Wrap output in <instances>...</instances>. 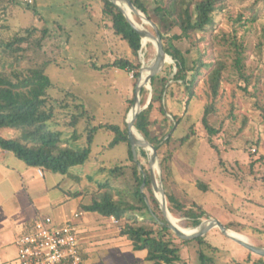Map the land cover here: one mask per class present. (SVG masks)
Here are the masks:
<instances>
[{
  "label": "rangeland",
  "instance_id": "374dc122",
  "mask_svg": "<svg viewBox=\"0 0 264 264\" xmlns=\"http://www.w3.org/2000/svg\"><path fill=\"white\" fill-rule=\"evenodd\" d=\"M143 1L151 14H155V1ZM103 4L102 0L0 1V40H11L28 26H35L40 31L49 27L59 34L54 41L60 44V50L47 73L53 82L51 100L68 103L69 108L57 107L51 123L53 128L62 131L63 140L77 149L87 145V137L93 126L112 123L124 128L127 126L128 129L127 122L140 76L135 79L134 71L111 64L118 58L127 57L139 62L141 67L148 66L157 54L156 44L149 40L147 44L142 43L139 55L135 57L129 45L113 31L110 17L103 12ZM219 5L223 8L214 13L213 28L192 33L187 39L173 40L174 46L180 48L188 58L189 65L194 61L200 67L201 59L207 66L201 67L202 74L196 80L195 96L185 115L184 104L178 98L181 95L179 86L174 85L176 92L167 96L168 110L173 114H183L181 124L177 126L175 122V128L169 132L174 136L169 149L171 162L166 164L167 167L161 164L163 151L158 148L159 160L150 164L152 149L147 147L141 150L139 146H136L137 160L146 174H154L165 192L172 191L188 204L194 199L203 203L210 214L203 221L215 218L230 225L229 229L242 233L241 230L252 231L264 227V0H222ZM133 17L135 22L155 33L150 22H144L141 16L134 13ZM243 17L247 19H241ZM58 24L65 26L63 33L57 29ZM173 33L179 35L180 31L173 28ZM238 43L242 44L246 57L244 72L249 76L248 80L242 79L233 67L238 56ZM168 57L170 60L166 61L161 73L164 74L169 65H173L174 71L170 74L173 76L175 60L170 54ZM218 62H224L225 70L219 91L214 95L209 78ZM93 64L98 68H93ZM141 67L140 75L143 72ZM146 85L144 87L150 93L147 102L140 104L142 108L148 105L152 95L151 83ZM182 98L187 100L188 94H182ZM77 105L85 108L88 114L73 126V113L80 112ZM207 105L213 106L209 119L219 128V133L212 137L202 121ZM165 115L174 120L173 115ZM165 115L159 113L158 106L155 107V123L151 131L157 137L162 133L160 125ZM191 130H194V135L181 145L180 138ZM0 133L6 137L16 135L11 129H2ZM138 134L146 139L140 131ZM111 140L112 136L103 129L96 132L89 160L72 169V173L82 176V179L80 182L70 179V189L83 190L89 186L95 190L97 181L106 180L118 189L125 185L121 179L112 180L108 169L132 163L128 154L129 145L128 142H121L111 147ZM101 167L105 170L101 171ZM89 175L93 176V181L88 179ZM148 178L149 183L142 187V192L149 186L155 194L151 176ZM200 182L209 184L208 189H200ZM88 201L85 197V202ZM49 209L55 214L61 208L53 206ZM139 219L143 220L142 216L139 215ZM176 219L184 227L183 218L176 216ZM246 236L253 244L257 240L264 243V234ZM204 238L219 248L214 256L215 264H255L257 256H260L252 252V258L247 261L251 251L226 236L219 228H214ZM197 248L193 244L185 246L183 261L189 260L190 249ZM206 249L211 252L210 248ZM7 252L15 258L17 248L12 245ZM145 253L146 250L134 249V256L130 259H140ZM146 263L150 264L149 261ZM193 263H197L196 258ZM2 264L15 263L12 260Z\"/></svg>",
  "mask_w": 264,
  "mask_h": 264
},
{
  "label": "trees",
  "instance_id": "16d2710c",
  "mask_svg": "<svg viewBox=\"0 0 264 264\" xmlns=\"http://www.w3.org/2000/svg\"><path fill=\"white\" fill-rule=\"evenodd\" d=\"M102 1L104 2L103 12L110 17L113 31L129 45L134 56L138 57L142 48L141 36L115 2ZM132 1L158 26L165 49L175 60L176 71L173 76L170 74L174 71V66L169 65L167 72L164 74L160 72L152 77L151 100L140 111L137 118L138 130L148 141L163 151L161 164L167 167L166 164L171 162L172 153L169 149L174 139L172 133L169 134V132L175 128V122L177 126L181 124L183 114L185 115L189 110L190 102L195 96L196 80L202 74L201 67L207 66L201 59H199L200 67L194 61L192 65H189L188 58L180 48L174 46L173 40L182 37L187 39L192 33L206 32L209 28H213L214 13L223 8L219 5L222 0H154L155 14H151L143 0ZM173 28H178L180 34L173 33ZM57 29L63 33L65 26L58 24ZM24 32L14 36L11 40H0V130L11 129L16 133L10 137L0 133L1 151L12 152L28 166L73 176L74 180L80 182L82 176L73 174L72 169L89 160L95 134L99 129H103L112 136L109 144L111 147L121 142H128V154L132 163L129 166L116 165L108 169L112 180L121 179L125 185L118 189L109 180L97 181V189L92 190L88 186L75 194L81 195L84 202L85 197L89 200L80 203L81 207L107 217H116L122 226L120 234L129 239L135 250H146V259L152 264H179L181 262L183 264H215L214 256L219 251L217 246L209 243L204 237L193 240L180 238L168 227L152 188L148 186L147 190L142 192L143 174L134 161L127 126L124 128L112 123L93 126L87 137V145L82 149L70 146L63 140L62 131L53 128L51 121L54 120L55 109L57 107L69 108L68 103L61 104L59 101L51 100L50 89L53 82L47 73L48 67L57 59L55 56L60 50V44L54 41L59 34L54 33L49 27H44L40 31L35 26L26 27ZM236 46L238 56L234 60L233 67L237 69L242 79L248 80L249 76L244 72L246 57L243 46L241 43ZM111 65L134 71L135 79L140 76L141 64L133 59L121 57ZM211 65L212 62L209 66ZM224 65V62H218L217 67L210 72L209 84L214 95L219 91L225 70ZM93 68L98 67L93 64ZM174 85L179 86V92H181L178 98L184 104L183 114H173L167 107V96L176 92ZM149 93L148 89L142 88L140 100L143 105L147 102ZM182 94H188V99L184 101ZM156 106L161 115L169 113L174 119L163 116L160 125L162 133L159 137L153 135L151 131V126L155 123L153 113ZM77 107L80 112L73 113L71 121L73 126L78 124L81 117L88 114L85 108L79 105ZM213 110L212 105H207L202 118L210 137L219 133V128L209 119ZM188 133L180 138L181 145L190 140V137L194 135L192 134L194 130ZM100 170L105 169L101 167ZM171 171L172 173L174 171L172 163ZM147 174L151 176L150 172ZM88 179L94 180L90 175ZM198 185L203 190H207L209 186L204 182ZM166 198L170 212L175 217L183 218L184 227L197 228L203 219L210 216L203 203L196 199L188 204L172 191H166ZM146 199L149 200L150 206ZM139 215L143 220L139 219ZM226 226L230 227L228 224ZM241 232L254 237L253 235L264 234V227L252 231L241 230ZM190 244L197 245L198 248L190 249L189 260L184 262L183 251L185 246H190ZM255 244L264 246V243L258 240ZM206 247L210 248L211 252H208ZM252 255L253 253L249 252L247 261H250ZM194 258L197 263H193ZM254 263L264 264V257L257 256ZM236 264L245 263L236 262Z\"/></svg>",
  "mask_w": 264,
  "mask_h": 264
},
{
  "label": "crops",
  "instance_id": "0c3cea01",
  "mask_svg": "<svg viewBox=\"0 0 264 264\" xmlns=\"http://www.w3.org/2000/svg\"><path fill=\"white\" fill-rule=\"evenodd\" d=\"M39 169L28 166L12 152L0 149V264L12 260L19 264L16 240L33 232L35 222L43 215H50L57 222L72 220L76 224L82 264H147V253L140 259H130L134 248L129 239L120 234L122 226L116 217L81 207L82 196L75 195L80 190L70 189L73 176L47 170L40 174ZM66 180L69 182L64 187ZM53 206L61 209L53 214L49 209ZM77 212L80 215L75 217ZM88 212L92 214H86ZM12 245L17 248L15 258L7 252Z\"/></svg>",
  "mask_w": 264,
  "mask_h": 264
},
{
  "label": "water",
  "instance_id": "95a60500",
  "mask_svg": "<svg viewBox=\"0 0 264 264\" xmlns=\"http://www.w3.org/2000/svg\"><path fill=\"white\" fill-rule=\"evenodd\" d=\"M112 1L115 2V4L124 12V14L126 15L128 20L130 21L132 26L139 33V35L141 36V42L143 43L144 39H147V40L149 39V40L153 41L157 47V54H156V57H155L153 63L151 65L141 67V71L147 70L148 75L146 76L145 80L142 83H140L141 75L139 77L138 84L135 87L134 104L132 105V108H131L132 117L127 122L128 123V139H129V142L131 144L133 158L136 160V163H137L139 169L141 170V173L143 174L142 187H144L146 185V183L149 181V178H148L149 176L143 170L141 163L137 160L138 151L136 150V143H135L136 139H138L136 137L137 135H136L135 131H137V132L139 131L137 128L138 114L140 113V111H142V109H144L146 107V106H144L142 108L140 106V104H141L140 92L144 86L147 87L146 84L151 83L153 76H155L156 74H158L162 71V69L166 63V57L169 56V54L167 53V51L165 49L164 42L162 40V36H161V33H160L158 26L146 14H144L143 11L140 8H138L132 0H123V1H124V4L126 5V7L130 10V12L132 14L134 13L137 16H141L142 20L144 22H147V21L150 22L154 28L155 33H152L151 31L144 28L139 23L135 22L129 16V14L126 12V10L118 4V2H116L114 0H112ZM151 89H152V86H151ZM142 141H143V147H145V148L149 147L152 149L150 164H154L155 162H157L159 160L158 159V147L143 137H142ZM151 180H152L154 190L157 193V194L155 193V195L161 204V209H162L163 215L167 221V225L180 238L186 239V240L198 239V238L206 236L214 228H219L226 236L230 237L232 240H234L235 242H237L241 246L247 248L249 251H251L255 254H258V255L264 257V247L255 245L247 239L245 240V239H239V238L234 237L233 235L230 234V232H229L230 229L224 223L219 221L218 219L210 218L206 221L204 220L199 225V227L193 229V231H188V230L180 227L179 225L175 224V222H173L169 216V214H171V212L168 208V202H167L166 192H165L164 188L159 186L157 179L153 173H151ZM158 193H160L161 197H159ZM146 202L150 206L148 199H146ZM194 230H198V232H195Z\"/></svg>",
  "mask_w": 264,
  "mask_h": 264
},
{
  "label": "built area",
  "instance_id": "2783aa9c",
  "mask_svg": "<svg viewBox=\"0 0 264 264\" xmlns=\"http://www.w3.org/2000/svg\"><path fill=\"white\" fill-rule=\"evenodd\" d=\"M40 174L43 169H39ZM80 214L75 213V217ZM19 264H82L79 233L72 220L57 222L43 215L35 222L33 232L16 240Z\"/></svg>",
  "mask_w": 264,
  "mask_h": 264
},
{
  "label": "bare ground",
  "instance_id": "6f19581e",
  "mask_svg": "<svg viewBox=\"0 0 264 264\" xmlns=\"http://www.w3.org/2000/svg\"><path fill=\"white\" fill-rule=\"evenodd\" d=\"M114 1H116V2H118V4L121 6V7H123L125 10H126V12L129 14V16L133 19V20H135L134 19V17H133V14L130 12V10L126 7V5L124 4V1L123 0H114ZM144 42H143V44H147L148 42H149V39L147 40V39H144L143 40ZM167 60H170V57H166V61ZM148 75V71L147 70H144L142 73H141V79H140V83H142L144 80H145V78H146V76ZM138 106V105H137ZM130 117L129 118H131L132 117V111L130 112V115H129ZM130 120V119H129ZM136 132V137L138 138V139H136V146H139L140 148H145V147H143V141H142V136H140L139 134H138V132L137 131H135ZM158 195H159V197H161V195H160V193H158ZM169 216H170V219L173 221V222H175V224H177V225H179L180 226V224L178 223V220L176 219V217L171 213V214H169ZM180 227H182V226H180ZM182 228H184V229H186V230H188V231H193V229H187V228H185V227H182ZM199 230V229H198ZM198 230H194L195 232H198ZM230 234L231 235H233L234 237H236V238H239V239H247L248 240V237L246 236V235H244V234H242V233H239V232H237V231H234V230H232V229H230Z\"/></svg>",
  "mask_w": 264,
  "mask_h": 264
}]
</instances>
